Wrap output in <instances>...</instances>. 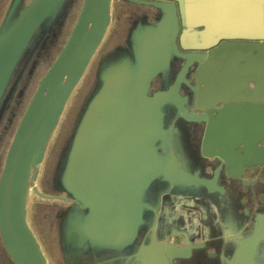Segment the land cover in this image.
<instances>
[{
  "label": "water",
  "instance_id": "water-1",
  "mask_svg": "<svg viewBox=\"0 0 264 264\" xmlns=\"http://www.w3.org/2000/svg\"><path fill=\"white\" fill-rule=\"evenodd\" d=\"M20 1L12 0L10 15ZM64 1L30 0L3 29L0 99L39 27ZM198 1L187 0L185 6L183 0H81L5 152L0 239L13 264H48L27 218L30 184L69 98L106 38L115 5V17H145L132 30V55L98 73V87L64 154L58 190H53L50 173L49 185L56 195H42L34 188L36 195L65 204L57 213L63 264H175L174 259L189 257L201 244L190 240L187 232L176 231L185 239L176 246L168 236H156L155 222L149 235L142 231L145 211L153 209L147 193L160 180L167 185L158 196L160 209L162 195L181 184L195 190L194 195H211L204 197L208 201L215 194L246 196L240 186L219 184L218 179L226 178L246 186L248 177L254 183L248 190L259 200L264 197V40L212 36L211 26L197 22ZM170 67L172 80L163 88L156 86L155 79ZM185 126L188 131L204 128L200 142H192L203 151L204 162L197 171L183 169L168 147L170 136ZM195 150L179 151L183 157H194ZM200 170L207 176H200ZM262 203L261 209L254 208L247 233L237 221L228 224L239 248L226 264H255L264 243Z\"/></svg>",
  "mask_w": 264,
  "mask_h": 264
},
{
  "label": "rangeland",
  "instance_id": "rangeland-1",
  "mask_svg": "<svg viewBox=\"0 0 264 264\" xmlns=\"http://www.w3.org/2000/svg\"><path fill=\"white\" fill-rule=\"evenodd\" d=\"M21 1L10 15L12 0H0V34L14 21L17 9L30 0ZM80 3L81 0H65L54 8L50 16L39 27L11 75L0 99V173L6 149L22 112L39 79L65 41ZM112 10L113 20L106 38L94 55L82 81L69 98L56 129L44 147L43 162L38 166L30 184L27 197V218L48 264H63L57 213L65 204L58 199L36 195L34 188L42 195H56L49 185L50 173H52L53 190H58L56 179L58 172L64 168V154L86 103L98 87V73L104 71L106 66L117 63L120 58L132 55L135 46L131 35L132 30L139 24L138 22L145 21L144 15L138 17L130 14L128 20L120 14L115 17L116 5L112 7ZM171 80L172 68L170 67L155 79V85L163 88ZM147 198L149 202L154 199V197ZM0 264H13L2 248L1 239Z\"/></svg>",
  "mask_w": 264,
  "mask_h": 264
},
{
  "label": "flooded vegetation",
  "instance_id": "flooded-vegetation-1",
  "mask_svg": "<svg viewBox=\"0 0 264 264\" xmlns=\"http://www.w3.org/2000/svg\"><path fill=\"white\" fill-rule=\"evenodd\" d=\"M177 120L185 124L183 120ZM176 125L174 123L172 127L175 128L177 127ZM203 135V126L197 130L191 129L189 131L187 126H185L170 136L172 141L168 143V147L176 154L183 169L188 171L201 169L204 162L201 157L203 155H200V152H203L202 146L199 148L198 146L194 147L192 142L193 138L196 139L197 143L200 142ZM189 143L190 147L188 146ZM180 149H188V153L191 154L197 149L195 152L198 155L194 157H190L189 155L183 157L179 151ZM186 158L190 161L187 162ZM189 167L191 170H189ZM199 175L207 176L202 170L199 171ZM219 176L221 175L219 174ZM248 179L250 178L247 177L246 186L241 185L235 179L226 178L225 181L218 179L219 184L227 187L232 185L240 186L245 191L246 196L243 197L242 194L229 196L227 194L226 199V197L215 194L213 195L215 199L212 201L204 199V197H211V195H194L193 192L195 190L183 184L170 187L168 194L162 195L164 197L161 200L162 209H160L161 207L158 208L160 199L158 196L167 185L166 183L162 184L161 180L155 182L147 193V197H154L150 202L153 209L145 211L146 224L142 231H145L149 235L151 224L155 222L158 227L155 231L158 238L168 236L171 243L176 246H181L185 243V239L182 234L176 233V231H181L187 232L190 240L201 244L200 247L192 250L189 257L174 259L175 264H226V260L228 258L231 259L239 248V244L233 242L232 234L229 231L231 230V225L228 224L237 221L239 227L246 226L245 229L247 230H245V233H247L249 228H252L254 208L258 206L257 209H261L260 206L264 201V197H261L259 200V197H254L252 191L248 190V188L253 190L252 184H254L252 181H248ZM247 184H251L250 187ZM203 193L206 194L205 192ZM243 201L245 204H243ZM244 208L246 212H244ZM221 220L226 225L225 230L228 231V235L227 232H223L224 226ZM255 264H264V243L258 249Z\"/></svg>",
  "mask_w": 264,
  "mask_h": 264
},
{
  "label": "crops",
  "instance_id": "crops-1",
  "mask_svg": "<svg viewBox=\"0 0 264 264\" xmlns=\"http://www.w3.org/2000/svg\"><path fill=\"white\" fill-rule=\"evenodd\" d=\"M206 1H198L197 22L211 26L212 36L230 41L264 40V0Z\"/></svg>",
  "mask_w": 264,
  "mask_h": 264
}]
</instances>
